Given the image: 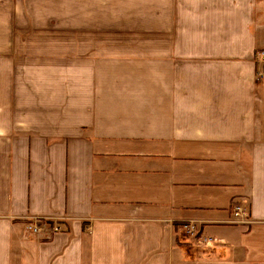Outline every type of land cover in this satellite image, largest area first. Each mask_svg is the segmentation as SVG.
Instances as JSON below:
<instances>
[{"label":"crops","instance_id":"crops-1","mask_svg":"<svg viewBox=\"0 0 264 264\" xmlns=\"http://www.w3.org/2000/svg\"><path fill=\"white\" fill-rule=\"evenodd\" d=\"M259 2L0 0V264H264Z\"/></svg>","mask_w":264,"mask_h":264},{"label":"built area","instance_id":"built-area-1","mask_svg":"<svg viewBox=\"0 0 264 264\" xmlns=\"http://www.w3.org/2000/svg\"><path fill=\"white\" fill-rule=\"evenodd\" d=\"M256 59L261 64L260 70L257 72L258 78L264 77V51H259L256 53ZM240 213H243V209L241 207H235L234 208V214L238 216ZM28 229H31L32 231H37L38 226H28ZM182 228L191 236L196 237L198 234V231L196 229V226L193 223H184L182 225ZM205 240V239H204Z\"/></svg>","mask_w":264,"mask_h":264},{"label":"rangeland","instance_id":"rangeland-1","mask_svg":"<svg viewBox=\"0 0 264 264\" xmlns=\"http://www.w3.org/2000/svg\"><path fill=\"white\" fill-rule=\"evenodd\" d=\"M257 24L259 25V33L262 36V40H263V45H264V0H260L259 2V7H258V12H257ZM264 51V48L259 49L258 51Z\"/></svg>","mask_w":264,"mask_h":264}]
</instances>
